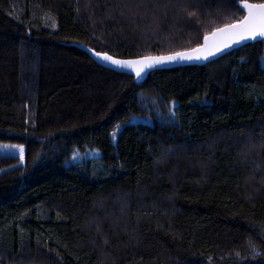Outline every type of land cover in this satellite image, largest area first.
Here are the masks:
<instances>
[{"label":"trees","instance_id":"16d2710c","mask_svg":"<svg viewBox=\"0 0 264 264\" xmlns=\"http://www.w3.org/2000/svg\"><path fill=\"white\" fill-rule=\"evenodd\" d=\"M74 1L0 0V144L25 148L0 156V264H264V40L141 81L89 51H190L264 0H175L197 33L147 43L141 1Z\"/></svg>","mask_w":264,"mask_h":264},{"label":"rangeland","instance_id":"374dc122","mask_svg":"<svg viewBox=\"0 0 264 264\" xmlns=\"http://www.w3.org/2000/svg\"><path fill=\"white\" fill-rule=\"evenodd\" d=\"M109 2L110 6L114 5L116 0H104V2ZM141 2H133L130 5H124L122 20L127 21L131 25V28L128 32L132 31L133 33H137L143 41L153 40V39H161L163 38V34L161 35L162 27L165 28V21H171L172 25L170 27V33L168 37L178 38L181 35H191L197 33L199 27L191 25V23L187 22L186 17H182L179 10V3L175 0H172L174 4H168L169 2L162 0H139ZM170 1V2H172ZM181 1V0H179ZM194 1V2H193ZM203 1V0H202ZM74 5L77 7H85L86 10H90L91 13L96 14L99 11L98 3H101V0H75ZM183 6L187 7L192 2L195 4L194 6L200 7V19H203L207 14L206 12H211L210 6H204V3H199L198 0H183L181 1ZM70 2H68L69 4ZM176 3V4H175ZM122 6V5H121ZM130 6V7H129ZM98 9V10H97ZM120 9V8H119ZM184 11V10H183ZM202 12V13H201ZM223 12L219 9L218 13ZM168 19V20H166ZM199 21V20H198ZM102 21L100 20L99 28H102L107 33V29L102 26ZM181 24V25H180ZM200 25V23H199ZM93 28L95 29V24H93ZM140 32V33H139ZM109 36V34H108ZM165 40H170L173 38H168ZM165 39V38H164ZM157 40V41H158ZM161 43V42H160ZM170 47V46H169ZM98 61V60H97ZM143 77L137 79V81H141ZM122 127H118L115 131L116 136L119 134ZM113 138L114 143H116ZM23 149L22 158L20 149ZM0 156L3 157H16L19 159V165L23 166L25 164V148L23 146L18 145H10V144H0ZM115 207L118 205V202L114 204ZM122 205V204H121ZM123 207V206H122ZM102 210V209H100Z\"/></svg>","mask_w":264,"mask_h":264},{"label":"snow or ice","instance_id":"6c2138e0","mask_svg":"<svg viewBox=\"0 0 264 264\" xmlns=\"http://www.w3.org/2000/svg\"><path fill=\"white\" fill-rule=\"evenodd\" d=\"M244 9L247 10V15L244 16L238 23L227 24L223 28H219L217 32L219 33H229L234 31L232 36V42L239 43L240 40H256L257 36L264 38V4H252V3H244L241 11ZM217 33H213L215 36ZM207 40V37H205ZM224 48L230 47L229 42H225L223 45ZM90 51V55L95 62L98 60L100 62V66L105 67L106 70L109 71H117L124 73L126 71L134 72L135 78L140 79L142 76V72L145 68H152L155 66H166L171 65L177 62H185V61H200V60H208L209 55L216 56V53L221 51V48L217 46L213 51L202 53L201 48H195L189 51L176 52L173 55H160V56H143L134 60H124L115 58L112 55H108L107 53H101L97 51ZM193 53H196L193 55ZM131 119H136L135 117ZM131 119L129 123H131ZM113 138L115 139L116 133L113 132ZM21 158L23 149H20ZM73 159H76L74 156Z\"/></svg>","mask_w":264,"mask_h":264},{"label":"water","instance_id":"95a60500","mask_svg":"<svg viewBox=\"0 0 264 264\" xmlns=\"http://www.w3.org/2000/svg\"><path fill=\"white\" fill-rule=\"evenodd\" d=\"M243 4H242V6H243ZM243 11L247 15V10L244 9ZM234 31H237V30H233L232 32H229V33H219L216 30V31H214L215 33H217L215 36L213 35V33H214L213 32L211 35H209L207 37V40L204 41L203 45L201 47H198V48L202 49L201 55L204 53L213 51L217 46H219L221 48V51L217 52L216 56L209 55L208 60H200V61L193 60V61L177 62V63L171 64V65H166V66H159L158 65V66H155L152 68H145L142 72L141 77H143V79H145L149 73H151L153 71H157V70H172V69L183 68V67L204 66V65H207L211 62L217 61V60L221 59L222 57L234 52L239 47L264 40V38L257 36L256 40H240L239 43H235V42H232V36L234 34ZM226 41L230 43V47H228V48L223 47V45ZM195 54L196 53H193V55H195ZM171 55H173V54H171ZM164 56H167V55H164ZM130 60H134V59H130ZM119 73H121V72H119ZM124 73L135 76L134 72L126 71Z\"/></svg>","mask_w":264,"mask_h":264}]
</instances>
